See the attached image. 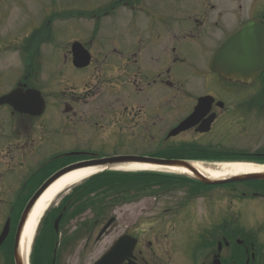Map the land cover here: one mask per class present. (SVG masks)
I'll return each mask as SVG.
<instances>
[{
	"label": "flooded vegetation",
	"instance_id": "af4514ba",
	"mask_svg": "<svg viewBox=\"0 0 264 264\" xmlns=\"http://www.w3.org/2000/svg\"><path fill=\"white\" fill-rule=\"evenodd\" d=\"M119 10L123 11L126 34L122 50L117 42L111 41L113 47L107 53L99 49L92 35L88 43H83L91 56L87 68L73 67L70 49L49 64L47 46L65 39L67 22L69 28H76L82 21H94L95 26L101 15L107 17ZM251 22L264 26V0H110L100 5L93 0H76L75 4H67L66 0H0V97L18 86L24 90L40 88L44 93V110L40 115L18 113L8 104L0 105V110L9 113L0 115V237L5 232L0 242V264H16V252L21 247L17 237L19 222L40 186L56 170L93 159L91 155L72 152L71 146L66 152L71 144H66L65 136L71 132L70 126L83 119L80 114L83 101L94 99L101 107L85 119L88 125L92 118H111L123 121L127 129H142L141 122L149 127L173 114L175 123L164 132L163 148L149 155L151 158L185 160V154L202 151L208 143L205 137L215 133L264 139V73L248 84H241L224 80L210 69L217 47L231 33ZM209 37L217 43L207 59L209 51L202 50L206 62L200 70L222 82L218 83L221 95L209 90L200 92L187 81H175L172 75L173 66L185 62L182 51L193 52L201 39ZM64 64L76 71H93L101 92L82 98L81 90L90 84L78 86L75 76L65 73ZM47 71L64 77L62 88L49 76L42 81ZM78 89L80 93L76 92ZM205 96H211L213 101L204 103L189 128L176 129L195 111L199 98ZM119 101L127 104L121 105ZM175 129L178 132L173 134ZM256 150L260 156L264 155V144ZM112 172L106 171L98 178L116 180L94 179L56 200L41 220L34 244L38 248L36 256L43 258L39 249L46 244L52 250L49 264H97L123 236H129L135 239L133 249L128 247V239L126 245L122 240V247L104 264H183L188 257L184 256L182 246L160 236V225L145 229L142 218L130 223L125 217L123 207L144 204L145 196L136 192L135 186L129 190H121L119 186L140 176ZM189 182L191 187L193 182ZM190 187L185 189L190 206L197 198L202 199L203 205L211 204L205 208L204 227L197 231L203 234L197 235L193 264H213L216 256L220 264H264V232L260 230L264 218H257L256 214L251 220L258 229H247L242 235L238 231L241 218L227 216L223 203L215 202L211 196L200 197ZM253 196L264 200V193ZM190 206H170L157 215L175 220L182 211L188 215ZM61 213L55 228V220ZM194 225L191 220L190 227ZM44 232L46 235L42 237ZM72 246L76 248L74 262L68 251ZM41 264H47V260L43 259Z\"/></svg>",
	"mask_w": 264,
	"mask_h": 264
},
{
	"label": "rangeland",
	"instance_id": "374dc122",
	"mask_svg": "<svg viewBox=\"0 0 264 264\" xmlns=\"http://www.w3.org/2000/svg\"><path fill=\"white\" fill-rule=\"evenodd\" d=\"M93 1L100 5L105 4L110 0ZM66 3L75 4L76 0H66ZM94 23V21H82L76 26V28H69L70 24L67 22L64 33L65 39L63 41L59 40L47 46V51L50 54L49 59H47L49 64L51 65L56 57L60 58L70 44L75 41L88 43L92 35L93 38H96L95 40L99 44V49L109 53V51H111V48L113 47L111 42L113 41L115 43L117 42L119 50H122V42L123 39L125 40L126 38V34L124 31L125 23L123 18V11L119 10L117 12L109 14V16L107 17L101 15L99 17L98 23L95 26ZM216 43L217 42L214 43L213 40L209 37L201 39L200 43L195 46L193 52L188 51L187 53H185V51H182L185 62H177L172 68V75L175 81H187L189 84L191 83L195 87L199 88L200 92H202L203 90H209L208 92L212 91L220 93L221 95L223 92L218 90V83L222 82L212 74H206L205 72H201L200 70L201 67H205L206 62V60H204V57L202 56V50L209 51L208 56L206 57L207 59L213 52ZM60 61H62V59ZM64 65L65 73L67 75L72 74V76H75V81L78 86H81L85 83L90 84V87L85 90H81L83 92L82 98L86 95L89 96L90 94L101 92V89H97V83L96 79H94L93 71H76L72 68L71 65ZM43 75V81H45L47 79V76H49V80H53V83H57L59 87L61 85V88L63 87L64 77L57 75V73H55L54 71H47V73H43ZM70 78L72 79V77ZM85 78H88V81L85 80ZM66 80L68 79L66 78ZM79 89L78 91H76L77 93L79 92ZM145 97H147V93H145ZM93 101L82 102L80 106V114L83 119L81 120V122H79V124L70 126L69 129H71V132L66 133L67 135L65 136V142L66 144H71L68 145L66 152H68L69 146H71L74 150H76H73L72 152H76L77 154H91L103 156L106 158L147 157L151 154L157 153L160 149L163 148L162 145H164V132L175 123V117L173 114H171L166 118L163 117L162 119H160V121L156 125L149 124V127H146V124H144V126L141 122L140 128L142 129H127L123 121H115L111 118H107L105 120L92 118L91 124L88 125V122L85 121V119L91 117V114H93L96 109L101 108L97 106L100 104L99 102ZM105 103L107 102L103 101V104ZM118 103L124 105L127 104V101H119ZM8 114V111L0 110V115ZM177 115L179 116V114ZM126 124H128V122H126ZM131 125L133 126L132 123ZM251 138L252 136L239 137L215 133L205 137L204 140H206L208 143L203 145L204 147L202 149L204 150H202V152L215 156L217 158L258 160L259 158L257 156H259V152L255 150V147H260L262 144H264V139ZM137 175H139L142 179L135 182L136 187L142 186L143 182H145L146 185L153 184L147 183L149 180L146 179L147 177L145 178V176H147L146 174ZM164 184L165 183H163V185ZM249 187H251V185H236L224 188H211L205 191V195L216 197L214 198L215 202H224V205L226 206L224 208L225 214L229 217H231L232 214L234 215V217L241 218L242 222L240 221L239 224L243 229L245 228V230L250 229L251 231H256V229L258 228L256 225H254L255 222L254 220H251V218H253L256 214H258L257 218H264V200L251 197L250 195L240 197L242 193L248 192L247 189H249ZM231 188H234V190L231 191ZM160 189V187H157L154 184L147 187L145 194V203L125 205L123 207L124 212L126 213L125 217L129 218L130 223H133L137 217L139 219L142 218V221H145L146 223V225H144L145 229H148V227L158 228V226L160 225L162 229V231L160 232V236H163L167 241H172L173 243L177 242V244H180L182 246L183 254H186L184 256L188 257L184 258V261L182 263L193 264V255L195 252L193 251V247L196 248L197 241L196 229L201 225V221L204 218V207H206L207 205H203V203L200 201H195L191 204L190 209L187 212L188 215H182L185 212L182 211L177 219L168 220L169 216L165 217L164 215L162 217L157 215V213L166 211L165 209L170 206H184L186 208L189 204V201L186 200L187 196L183 183H177L176 186L168 190L167 193H162ZM253 191L261 193L262 191H264V185H256ZM230 192L234 193V196L230 194ZM248 193L251 194V192ZM207 204L208 206L211 205L210 203ZM260 212L262 213V215H260ZM140 213L144 214L140 216ZM180 217L182 219H180ZM189 217L192 221H194V226L190 227L191 220L188 219ZM185 219L188 220L186 221ZM262 225L264 226V224ZM260 230L264 232V227L260 228ZM238 231H241V229H238ZM243 232L244 231H242V233ZM145 236L149 237V234L145 232ZM151 236L152 235H150V237ZM41 251H43V249ZM68 251L71 254V262H74V260L76 259L75 246H72ZM199 253H202V251H199ZM45 254L47 258H50L52 255V250L46 248ZM63 260H65V258Z\"/></svg>",
	"mask_w": 264,
	"mask_h": 264
},
{
	"label": "water",
	"instance_id": "95a60500",
	"mask_svg": "<svg viewBox=\"0 0 264 264\" xmlns=\"http://www.w3.org/2000/svg\"><path fill=\"white\" fill-rule=\"evenodd\" d=\"M73 54V64L76 68H84L90 62V56L88 52L82 47L80 43H74L71 47ZM211 70L213 72L219 73L224 79L231 81L247 82L255 77H257L261 72L264 71V28L261 24L252 23L244 26L240 30L236 31L230 35L216 50L212 60H211ZM32 93H35L34 95ZM264 93V88H263ZM33 97L36 100V104L30 106L28 104V99ZM207 101H213L211 97H203L199 99L198 106L196 107V113L198 110L203 108V104ZM8 103L14 106L18 112H30L31 114H41L43 110V102L38 92L33 90H28L26 93H22L21 90H14L10 95L0 98V104ZM35 110L32 111L31 109ZM192 117L184 121L182 124V129L189 125ZM175 131L173 134H175ZM129 160L133 162H152L165 166H175V167H187L193 174V179L202 182L204 184L215 185V184H225L229 182H239L246 180H264V172L250 173L244 175L233 176L225 179H211L205 177L197 171H195L190 163L183 161H173V160H149L143 158H104L98 160H92L85 163L75 164L68 166L56 174H54L44 185L38 190L34 195L32 200L29 202L22 216L21 225L19 227V232L23 228L29 210L34 205V203L39 199V197L51 186L55 181H57L62 176L76 171L79 169H84L87 167H107L115 165L118 163H128ZM60 217H58L56 223ZM21 228V229H20ZM18 232V233H19ZM122 240L125 243V239H120L116 245L102 258L98 264H104L107 260L112 259V253L122 247ZM132 243V241L130 242ZM126 244V243H125ZM130 245V249H132ZM16 264H24L23 258L20 255L16 256Z\"/></svg>",
	"mask_w": 264,
	"mask_h": 264
},
{
	"label": "bare ground",
	"instance_id": "6f19581e",
	"mask_svg": "<svg viewBox=\"0 0 264 264\" xmlns=\"http://www.w3.org/2000/svg\"><path fill=\"white\" fill-rule=\"evenodd\" d=\"M190 165L193 167V169L201 172L200 174L213 179H220L229 176L233 177L243 173H258L259 171H264V166L246 162L225 163L209 166L205 165L204 163L195 162ZM104 168L105 167H87L72 171L71 173L62 176L57 181H55L40 197L31 211L28 222L24 228L23 235L21 236L20 251L25 261L29 255L31 243L36 234L37 224L45 210L57 199L59 195H61V193H63V191H66L69 187L79 185L83 181L89 179L91 176L102 172ZM113 168L123 171L136 170L149 172H169L175 174H192V172L187 167L165 166L149 162L122 163L114 165ZM137 180H140V178H131L128 184L130 186H135V182Z\"/></svg>",
	"mask_w": 264,
	"mask_h": 264
},
{
	"label": "trees",
	"instance_id": "16d2710c",
	"mask_svg": "<svg viewBox=\"0 0 264 264\" xmlns=\"http://www.w3.org/2000/svg\"><path fill=\"white\" fill-rule=\"evenodd\" d=\"M201 158H204V157H201ZM147 177V178H146ZM96 179H100L97 177H95ZM146 179H148L149 181L147 183H153L154 185H163V180L168 183V184H172L174 179H176L177 177H163L161 175H152V176H145ZM168 179V180H166ZM179 178H177L178 180ZM101 180H112L113 181V178L112 177H104V178H101ZM188 182V181H187ZM145 186L144 188H147L149 186H152L153 184H147L144 182ZM256 184H260L259 182L256 183ZM165 185V184H164ZM163 185V186H164ZM203 187H206L202 184H199V183H193V188L197 191H199L200 189H202ZM35 264H39L38 262H36Z\"/></svg>",
	"mask_w": 264,
	"mask_h": 264
}]
</instances>
